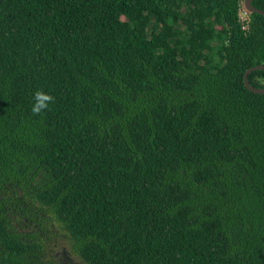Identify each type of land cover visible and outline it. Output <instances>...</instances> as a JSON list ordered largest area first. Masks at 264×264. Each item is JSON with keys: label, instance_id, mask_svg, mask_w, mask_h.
Listing matches in <instances>:
<instances>
[{"label": "trees", "instance_id": "1", "mask_svg": "<svg viewBox=\"0 0 264 264\" xmlns=\"http://www.w3.org/2000/svg\"><path fill=\"white\" fill-rule=\"evenodd\" d=\"M241 2L0 0V264H264Z\"/></svg>", "mask_w": 264, "mask_h": 264}, {"label": "clouds", "instance_id": "2", "mask_svg": "<svg viewBox=\"0 0 264 264\" xmlns=\"http://www.w3.org/2000/svg\"><path fill=\"white\" fill-rule=\"evenodd\" d=\"M241 5L244 6L243 0L241 2ZM248 14H250V13L246 10V12L243 15L246 17L247 20H248ZM246 19L244 21H246ZM248 28H249V26H248ZM52 99L53 98L49 93L44 92V91L39 90V89L35 90L32 93V101H33L32 105H31L32 113L39 114V113H41L42 110L47 109L49 106V102Z\"/></svg>", "mask_w": 264, "mask_h": 264}, {"label": "water", "instance_id": "3", "mask_svg": "<svg viewBox=\"0 0 264 264\" xmlns=\"http://www.w3.org/2000/svg\"><path fill=\"white\" fill-rule=\"evenodd\" d=\"M252 1L253 0H243V5H244V8L250 13V14H259V15H262L264 17V11L262 10H259L257 8H254L252 6ZM255 70H263L264 71V65H257L255 67H251L249 68L248 70H246L244 72V75H243V83H244V86L251 92L253 93H257V94H264V89L263 88H254L252 86H250V84L248 83V75L252 72V71H255Z\"/></svg>", "mask_w": 264, "mask_h": 264}, {"label": "rangeland", "instance_id": "4", "mask_svg": "<svg viewBox=\"0 0 264 264\" xmlns=\"http://www.w3.org/2000/svg\"><path fill=\"white\" fill-rule=\"evenodd\" d=\"M240 19H242V20H245L246 19V17L245 16H241V18ZM65 248V247H64Z\"/></svg>", "mask_w": 264, "mask_h": 264}, {"label": "built area", "instance_id": "5", "mask_svg": "<svg viewBox=\"0 0 264 264\" xmlns=\"http://www.w3.org/2000/svg\"><path fill=\"white\" fill-rule=\"evenodd\" d=\"M240 18H241V17H240ZM241 21H244V20L241 19Z\"/></svg>", "mask_w": 264, "mask_h": 264}]
</instances>
